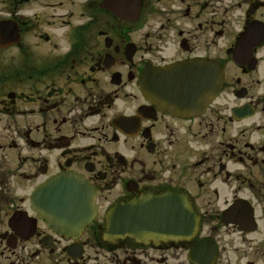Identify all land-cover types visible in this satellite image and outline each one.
Returning a JSON list of instances; mask_svg holds the SVG:
<instances>
[{"label":"flooded vegetation","instance_id":"obj_1","mask_svg":"<svg viewBox=\"0 0 264 264\" xmlns=\"http://www.w3.org/2000/svg\"><path fill=\"white\" fill-rule=\"evenodd\" d=\"M142 199L160 236L109 239ZM0 264H264V0H0Z\"/></svg>","mask_w":264,"mask_h":264},{"label":"water","instance_id":"obj_2","mask_svg":"<svg viewBox=\"0 0 264 264\" xmlns=\"http://www.w3.org/2000/svg\"><path fill=\"white\" fill-rule=\"evenodd\" d=\"M223 81V73L219 67H216L214 72V85L213 91L209 89V97L213 98L219 92ZM212 89V88H211ZM72 177V176H70ZM81 185L80 191L77 189H71V193H76L78 195H65L60 199L55 200V210H54V218L57 224L68 227L67 225H71L72 221L75 222V219H79V223H86L92 214L94 213V196L91 193L88 185H82L81 183H77ZM61 184H55V187H60ZM64 185H62L63 187ZM70 187H74V184H70ZM57 191V190H56ZM68 192V190H65ZM58 193V192H56ZM57 197V196H56ZM77 200L81 201V204L76 206L72 201ZM59 202L65 203L59 206ZM147 201V200H139L131 203H123L122 205L117 206L115 209L110 211L108 214L109 217V225H115L120 228H117L116 232L109 231L107 236L109 239H115L118 236H123L125 234L133 235L134 237H138L139 235L143 237L155 236L158 237L159 230L154 229L153 225L159 224L160 221L164 220L168 215L160 216L157 212L159 206V200L156 201ZM180 204V201H179ZM82 209L81 215H79L76 210ZM155 209V211H154ZM181 209L182 213V228L178 230L176 233L181 235L182 237H190L195 232V228L197 227V217L194 212L190 209L189 204L186 200H181ZM154 211V212H153ZM73 213L76 215H73ZM118 231V232H117ZM175 236V232H170ZM177 235V236H178Z\"/></svg>","mask_w":264,"mask_h":264}]
</instances>
